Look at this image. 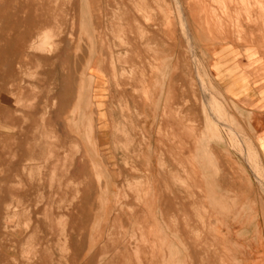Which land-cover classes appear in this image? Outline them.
<instances>
[{
	"label": "crops",
	"instance_id": "0c3cea01",
	"mask_svg": "<svg viewBox=\"0 0 264 264\" xmlns=\"http://www.w3.org/2000/svg\"><path fill=\"white\" fill-rule=\"evenodd\" d=\"M157 1L138 0L154 11L151 24L130 15L140 38L131 31L128 47L103 46L91 59L90 91L73 62L53 63L49 103L39 99L42 80L31 84L37 95L31 117L46 121L47 134L38 137L52 142L28 138L23 126L10 134L0 264H264V192L257 179L248 170L237 174L235 157H220L214 147L215 158L194 162L188 131V118L199 116L195 102L207 101L201 76L230 112L233 105L243 111L264 172V28L257 22L264 14L251 10L258 25L244 27L242 44L231 30L206 25L208 4L183 7L191 27L186 37L199 39L209 58L197 63L177 43L183 31L166 27L171 18L161 15L171 0ZM214 167L216 173L208 172ZM204 209L212 215L205 224L197 220Z\"/></svg>",
	"mask_w": 264,
	"mask_h": 264
},
{
	"label": "rangeland",
	"instance_id": "374dc122",
	"mask_svg": "<svg viewBox=\"0 0 264 264\" xmlns=\"http://www.w3.org/2000/svg\"><path fill=\"white\" fill-rule=\"evenodd\" d=\"M245 1L171 0L170 11L163 7L159 10L166 20L169 16L171 18V23L168 21L166 27L183 31L182 38L178 41L173 38V41H177L178 45L180 41L182 46H187L188 61L203 63L209 58L202 52L201 41L185 35V31H190L191 27L189 22L184 21L183 7L187 6L188 9V5L208 4L209 9L204 14L209 18L206 25L220 30H231L233 35H237L236 40L243 44L244 39L238 36L243 35L246 25L257 26V22L262 21L264 28L263 17L256 22L246 13L256 7L264 14L261 0ZM143 2L141 0V4ZM158 2L160 1L156 0ZM142 6L144 7L138 6V0H0V208H7L6 161L7 142L12 141L10 134L16 130L19 133L17 127L23 126L28 127V134L23 132L28 138L49 144L52 142L47 135L38 137L40 134H47L43 128L46 121L43 124L44 119L31 117L37 101L35 87L31 84L37 82L40 85L42 80L43 93L39 99L49 103L53 94V74L58 68L53 63L73 62L82 68L76 73L81 87L85 85V89L88 90L89 87L90 91L93 79L89 78L90 71L87 67L91 59L100 57L101 48L109 45L128 47V38L132 37V32L135 37L140 38L141 30L134 28L130 21L132 11L143 18L147 25L151 24L150 15L154 11H148L145 5ZM141 38L142 42L146 40L143 36ZM252 40L254 42L259 39ZM153 46L149 47L151 56ZM61 51L64 53L61 54ZM59 56H63L62 60L58 59ZM152 64L155 62L152 61ZM155 69L151 65L152 72H157ZM200 81L199 86L202 87L207 101H196L200 117L188 118L189 148L195 151L193 161L203 160L206 154L214 156L213 147L217 148L220 157H235L237 174L252 172L257 179V187L264 192L263 168L260 166L258 151L244 131L243 111L233 105L234 115L226 103L217 101L218 97L210 92L211 88L207 90L205 79L201 76ZM199 86L196 85L195 88L200 92ZM48 120L49 118L47 122ZM41 129H44V133H41ZM193 163H189V173L194 167ZM45 164L48 165V161ZM208 172L216 173V167L208 169ZM203 184L208 186L210 183ZM238 184L243 189L244 183ZM3 211L0 213V222L7 223V214ZM202 214L198 215L197 220L205 224V216L212 215L206 209ZM212 218L215 225H222L217 215ZM0 232L6 233L7 229H0Z\"/></svg>",
	"mask_w": 264,
	"mask_h": 264
},
{
	"label": "bare ground",
	"instance_id": "6f19581e",
	"mask_svg": "<svg viewBox=\"0 0 264 264\" xmlns=\"http://www.w3.org/2000/svg\"><path fill=\"white\" fill-rule=\"evenodd\" d=\"M244 1H245V0H244ZM257 1H258V0H257ZM257 1H256V2H257ZM242 2H243V1H242ZM245 2H246V1H245ZM258 2H259V1H258ZM260 3H261V2H260ZM260 3H259V4H260ZM254 4H256V3H254ZM259 4H258V5H259ZM249 6H250V5H249ZM248 8H249V7H248ZM246 9H247V8H246ZM244 13H245V12H244ZM246 13H247V14H248V13L250 14L249 11H246ZM250 15H251V14H250ZM44 145L46 146V143H44ZM40 146H41V145H40ZM45 146H44V147H45ZM52 146H53V145H52ZM56 146H58V145H56ZM37 148H38V145H37V147H36L35 149H37ZM35 149H34V150H35ZM38 149H39V148H38ZM38 149H37V150H38ZM34 152L36 153V151H34ZM43 152H44V151H43ZM46 153H47V151H46ZM36 154H37V153H36ZM44 154H45V152H44ZM44 154H43V155H44ZM45 155H46V154H45ZM40 156H41V155H40ZM30 157H31V156H30ZM42 157H43V160H44V156H42ZM0 158H1V157H0ZM38 159H39V158H38ZM45 159H47V158H45ZM9 160H10V159H9ZM13 160H14V159H13ZM32 160H34V159L32 158ZM36 160H37V158H36ZM39 160H42V159H39ZM47 160H48V159H47ZM51 161H52V160H51ZM51 161H50V162H51ZM6 162H7V161H6ZM35 162H37V161H35ZM50 162H49V164H50ZM0 163H1V161H0ZM26 164H28V163H26ZM26 164H25V165H26ZM30 164H31V163H30ZM38 164H39V163H38ZM1 165H2V164H1ZM18 165H19V164H18ZM26 166H27V165H26ZM29 166H30V165H29ZM31 166H33V165L31 164ZM34 166L36 167V165H34ZM35 167H34V168H35ZM27 168H29V167H27ZM34 168H33V169H34ZM23 169H24V168H23ZM8 170H9V169H8ZM10 170H11V168H10ZM16 171H17V170H16ZM69 172H70V171H69ZM77 172H78V171H77ZM34 173H35V172H34ZM45 175H46V174H45ZM33 176H34V175H33ZM46 176H47V175H46ZM48 177H49V176H48ZM16 178H17V177H16ZM26 178H27V177H26ZM17 179H18V178H17ZM38 179H39V178H38ZM7 180L9 181V179H7ZM26 180H27V179H26ZM43 180H44V179H43ZM8 181H7V182H8ZM12 182H13V180H12ZM16 183H18V182H16ZM8 184H9V183H8ZM12 184H13V183H12ZM7 187H8V186H7ZM10 188H11V187H10ZM15 190H16V189H15ZM21 190H22V189H21ZM9 191H10V190H9ZM18 191H19V190H18ZM18 191H16V193H17ZM12 192H13V191H12ZM20 192H21V191H20ZM0 194H1V192H0ZM18 194H20V193H18ZM26 194H27V193H26ZM0 196H1V195H0ZM13 196H14V195H13ZM14 197H16V196H14ZM17 197H18V195H17ZM11 198H12V197H11ZM30 198H32V197H30ZM14 199H15V198H14ZM19 199H20V197H19ZM21 199H22V198H21ZM27 199H29V198H27ZM30 200H32V199H30ZM12 201H13V200H12ZM21 201H22V200H21ZM26 201H27V200H26ZM20 203H21V202H20ZM23 203H24V202H23ZM27 203H29V201H27ZM30 203H31V202H30ZM8 206H9V205H8ZM12 206H13V205H12ZM23 206H24V205H23ZM28 206H29V205H28ZM37 206L39 207V204H38ZM24 207H25V206H24ZM38 207H37V208H38ZM13 208H14V207H13ZM15 208H16V207H15ZM15 208H14V209H15ZM22 209H23V208H22ZM22 209H21V210H22ZM24 210H25V209H24ZM24 210H23V211H24ZM27 210H29V209H27ZM13 211H14V210H13ZM19 211H20V210H19ZM19 211H18V212H19ZM44 211H45V210H44ZM10 212H11V211H10ZM23 213H24V212H23ZM29 214H30V213H29ZM31 214H32V213H31ZM42 214H43V213H42ZM29 216H30V215H29ZM74 221H75V220H74ZM75 222H76V221H75ZM10 227H11V226H10ZM29 227H30V226H29ZM37 227H38V226H37ZM75 227H76V224H75ZM15 229H16V228H15ZM15 229H14V230H15ZM17 229H18V228H17ZM30 229H31V227H30ZM35 229H36V228H33V230H35ZM33 233H34V232H33ZM33 233H32V234H33ZM36 234H37V233H36ZM16 238H17V237H16ZM29 238H30V237H29ZM36 238H40V237H36ZM27 239H28V238H27ZM33 241H34V240H33ZM43 262H45V260H43ZM31 264H32V263H31ZM40 264H41V263H40Z\"/></svg>",
	"mask_w": 264,
	"mask_h": 264
}]
</instances>
